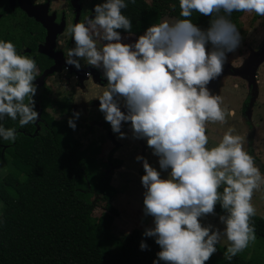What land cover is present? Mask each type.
Masks as SVG:
<instances>
[{
	"label": "clouds",
	"instance_id": "clouds-1",
	"mask_svg": "<svg viewBox=\"0 0 264 264\" xmlns=\"http://www.w3.org/2000/svg\"><path fill=\"white\" fill-rule=\"evenodd\" d=\"M134 3H93L82 22L68 26L72 46L63 62L80 70L83 61L99 71L104 83L95 100L103 120L118 139L126 138V125L156 158L155 167L145 156L133 158L143 173L141 213L151 218L141 235L158 247L151 264H206L222 240L224 259L231 260L256 239L251 201L254 191H264V172L232 126L209 144L206 123L226 125L235 112L223 108L208 85L241 46L229 17H264V0H176L169 7H178L177 17L148 24L138 34L122 13ZM193 13L210 19L201 26L190 19ZM36 72L34 59L0 39V121L7 117L20 128L40 122ZM80 114L67 117L68 128L75 130ZM17 134L0 123V140L12 143ZM216 206L221 214L214 213ZM210 215L220 227L202 224ZM147 247L141 239L138 249Z\"/></svg>",
	"mask_w": 264,
	"mask_h": 264
},
{
	"label": "trees",
	"instance_id": "trees-1",
	"mask_svg": "<svg viewBox=\"0 0 264 264\" xmlns=\"http://www.w3.org/2000/svg\"><path fill=\"white\" fill-rule=\"evenodd\" d=\"M160 2L169 7L176 0ZM154 8V2L135 0L122 13L137 22L138 34ZM169 8L177 17L178 7ZM243 14L233 12L229 17L239 31ZM190 19L204 26L210 17L193 13ZM42 96L33 98L40 115L37 125L20 128L7 117L0 121L18 133L12 143L0 140V162L6 164L0 173V264H151L158 247L142 237L141 230H132L123 239L112 235L119 213L112 205L118 190L111 185V176L97 178L87 158L89 149L73 137L66 121L45 112L51 105L41 102ZM60 108L65 112L68 107ZM95 208L101 209L97 217ZM214 212L222 210L216 206ZM250 223L256 237L264 239V219L255 215ZM141 239L148 245L144 251L138 249ZM108 245L114 250H107ZM217 264L254 263L234 256Z\"/></svg>",
	"mask_w": 264,
	"mask_h": 264
},
{
	"label": "rangeland",
	"instance_id": "rangeland-1",
	"mask_svg": "<svg viewBox=\"0 0 264 264\" xmlns=\"http://www.w3.org/2000/svg\"><path fill=\"white\" fill-rule=\"evenodd\" d=\"M144 1L149 5L154 2L155 8L143 23L142 30L148 24L159 22L163 18H173L170 8L162 4L160 0ZM96 2H98V0H94V3ZM131 23V31L134 32V29L137 27V22L131 21ZM240 25V34L242 37L240 48L237 49L235 53L229 55L221 73L208 85L213 93L221 97V106L225 109L233 110L235 115L226 117V125L206 123V134L209 137V144H213L218 140L220 134L227 126H232L235 133L245 138L249 153L254 157L260 170L264 172V62L257 67L253 77V81L256 84L254 87V94L252 92L253 87L251 86V88L244 77L242 78L241 73L238 72L247 70V63L252 55H255V53H262V50L264 51V17H258L254 13H244L240 18ZM91 83L92 82L89 80L85 83L88 89L93 87L91 90H88L87 93L84 92L81 94L78 90L71 91L73 93V106L78 103L89 104L92 100L96 101L95 98L98 93L102 91V88H98ZM73 84V82L70 84V88ZM234 85L237 86L234 87ZM60 88L65 90L63 85ZM56 98V95L51 98L43 95L41 102L43 101L45 104L49 102L50 105H53L51 100ZM66 104L70 106L68 98ZM78 107L76 106L72 109V112L79 111L81 113V105ZM47 111L55 120H65V118L67 119L68 117L65 114L58 115V118H56L50 109ZM68 114L71 115V112H68ZM89 114L91 115L93 112L89 110L88 115ZM77 120H79V118ZM102 134L103 130L96 129L93 135L91 129H89V139H87V135L83 133L82 129L78 131L75 129L72 135H76L75 137L80 135V137L75 139L80 141L84 149L91 146V148H88L89 152L87 158L93 162L91 168L92 171H95L97 174V178L101 179L110 175L111 185L118 190V195L112 201V205L117 209L119 215L113 220L111 233L115 237L123 239L129 235L132 230L137 229L143 231L144 227L150 225L151 218L144 217L141 213L142 188L139 184V177L142 175V168L140 163L133 159L135 155H141L140 153H142L143 149L139 141H142L144 146L145 144L143 140L132 139L130 133L126 134V138L124 139H118L114 134V140L121 143L123 146V149L119 150L118 153L114 155V157H118L116 160L120 161L122 166L109 170L104 164V161L106 162L108 160L107 156L110 155L115 145L113 147V142L108 136L105 137V135ZM111 137L112 136H110V138ZM108 139L110 143L106 141ZM95 141L96 144H94ZM97 144L102 146L98 147L96 146ZM129 147H132L133 150H128ZM145 150L147 152L145 157H147L149 163L155 167L156 158L151 155L148 158L149 149L146 148ZM114 157L113 159H115ZM4 166H6V164L0 162V173H2V167ZM251 202L256 209V216L264 219V191H254ZM100 213L101 209L95 208L93 215L97 217ZM201 222L202 224L211 223L220 227V225L217 224L215 215L206 216ZM225 247V241L222 240L219 242L216 245L217 252L210 256L206 264L221 263L224 260L223 254ZM112 248L114 250L113 246H107V250H112ZM236 256L251 261L254 264H264V239L256 237L254 241L250 242L248 247L237 253Z\"/></svg>",
	"mask_w": 264,
	"mask_h": 264
},
{
	"label": "flooded vegetation",
	"instance_id": "flooded-vegetation-1",
	"mask_svg": "<svg viewBox=\"0 0 264 264\" xmlns=\"http://www.w3.org/2000/svg\"><path fill=\"white\" fill-rule=\"evenodd\" d=\"M26 2L29 7L34 9L39 21L29 17L24 11L25 9H22L26 6ZM93 3L94 0H0V39L11 41L18 52L22 51L34 59L37 67L36 80L34 81L37 86L35 99H40L42 94L49 98L56 95L57 98L51 100L53 105L49 108H53L58 115L66 114L70 116L68 112L72 113V109L81 105L82 110H78L81 111L82 115L80 114L79 120L75 122V129L76 131L82 129L83 133L87 135V139H89V129H91L93 135L96 129L103 130L102 135L108 136L113 142V147L115 145L110 155H106L108 160L104 161V164L109 166L111 170V168L122 166L120 161L116 160L118 157H114L119 150L123 149L122 144L114 140V133L111 132L109 125L103 120L102 113L97 110L98 101L92 100L89 104L78 103L73 106V93L71 92L78 90L81 94L87 93L88 90L93 88L88 89L86 87L85 83L88 80L98 88L101 87L104 80L98 70L91 69L83 61L80 70L65 66L63 62L66 49L71 47L72 43L70 34L67 31L68 26L78 21L82 22L89 15V9H91ZM54 67H57L56 71L42 78L47 71ZM72 82L74 84L70 88ZM62 85L66 91L60 88ZM67 98L70 106L67 105L68 108H65V112H61L60 106L64 107ZM36 108L39 109L38 104ZM49 108L47 107L45 112L55 120L48 113ZM89 110L93 114L88 115ZM56 121H66V118L65 120L59 119ZM121 130L126 134L130 133L126 125H122ZM75 136L73 137H80V135ZM110 136L112 137L110 138ZM109 139L106 141L110 143ZM139 143L143 149L140 154L145 156L147 153L146 148L142 141H139ZM94 144H96V141ZM96 146L101 147L102 145L97 144ZM88 148H91V146ZM128 150L132 151L133 149L129 147ZM149 156L150 150L148 158ZM114 162L118 164L115 165Z\"/></svg>",
	"mask_w": 264,
	"mask_h": 264
},
{
	"label": "water",
	"instance_id": "water-1",
	"mask_svg": "<svg viewBox=\"0 0 264 264\" xmlns=\"http://www.w3.org/2000/svg\"><path fill=\"white\" fill-rule=\"evenodd\" d=\"M22 9H25L24 11L26 12V14H27L29 17H31V18H33V19L39 21L38 17H37V16L35 15V13H34V9L31 8V7H29V6L27 5V2H26V6L23 7ZM71 46H72V43H71ZM261 52H262V53H255V55H252V56H251L250 60H249L248 63H247V70H244V71H238L239 73H241L242 78L244 77V79L248 82V84L250 85V87H251V86L253 87V88L251 87V88H252V92H253V94H254V92H255L254 87L256 86V84H255L254 81H253V80H254V79H253L254 74H255V72H256L257 67H258L262 62H264V51L262 50ZM56 68H57V67H54V68L50 69L49 71H47V72L43 75L42 78H44L45 75L52 74L54 71H56ZM243 72H244V73H243ZM82 78H84V76H82ZM253 97H254V96H253Z\"/></svg>",
	"mask_w": 264,
	"mask_h": 264
}]
</instances>
